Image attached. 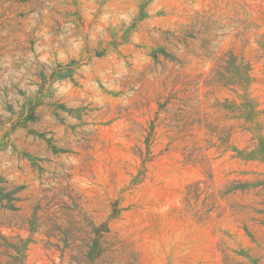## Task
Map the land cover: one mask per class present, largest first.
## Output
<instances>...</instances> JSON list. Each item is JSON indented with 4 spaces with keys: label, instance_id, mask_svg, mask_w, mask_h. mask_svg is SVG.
Masks as SVG:
<instances>
[{
    "label": "rangeland",
    "instance_id": "obj_1",
    "mask_svg": "<svg viewBox=\"0 0 264 264\" xmlns=\"http://www.w3.org/2000/svg\"><path fill=\"white\" fill-rule=\"evenodd\" d=\"M0 264H264V0H0Z\"/></svg>",
    "mask_w": 264,
    "mask_h": 264
}]
</instances>
